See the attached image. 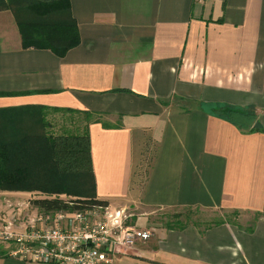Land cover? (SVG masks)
Here are the masks:
<instances>
[{
	"label": "crops",
	"instance_id": "0c3cea01",
	"mask_svg": "<svg viewBox=\"0 0 264 264\" xmlns=\"http://www.w3.org/2000/svg\"><path fill=\"white\" fill-rule=\"evenodd\" d=\"M70 9L80 43L62 57L22 48L12 13L0 11V108L72 110L57 112L75 119L64 133L89 135L97 198L136 211L134 224L151 231L113 263L264 264V0H71ZM217 105L254 108L262 130L242 131L212 113ZM146 138L154 151L139 188ZM186 207L253 219L203 232L142 219ZM0 264L47 263L3 246Z\"/></svg>",
	"mask_w": 264,
	"mask_h": 264
},
{
	"label": "trees",
	"instance_id": "16d2710c",
	"mask_svg": "<svg viewBox=\"0 0 264 264\" xmlns=\"http://www.w3.org/2000/svg\"><path fill=\"white\" fill-rule=\"evenodd\" d=\"M71 0H0V11H10L16 22L22 48L47 49L59 57L80 43ZM2 95V94H1ZM45 106L23 105L0 108V190L39 192L45 197L31 200L40 213L73 211L107 206L95 193L86 130L82 134H51ZM72 111L51 108V111ZM212 113L236 125L244 132L262 130L254 108L241 109L217 105ZM87 119L98 114L85 112ZM95 115V116H94ZM61 195H65L66 199ZM199 207L183 208L163 225L181 230L188 225L200 232L213 225L235 223L216 218L201 228L191 214ZM233 212L231 215H235ZM250 228V227H247Z\"/></svg>",
	"mask_w": 264,
	"mask_h": 264
},
{
	"label": "built area",
	"instance_id": "2783aa9c",
	"mask_svg": "<svg viewBox=\"0 0 264 264\" xmlns=\"http://www.w3.org/2000/svg\"><path fill=\"white\" fill-rule=\"evenodd\" d=\"M125 208L93 206L41 213L19 230L0 219V239L13 244L9 254L47 264H114L113 255L147 241L151 233L135 225Z\"/></svg>",
	"mask_w": 264,
	"mask_h": 264
},
{
	"label": "rangeland",
	"instance_id": "374dc122",
	"mask_svg": "<svg viewBox=\"0 0 264 264\" xmlns=\"http://www.w3.org/2000/svg\"><path fill=\"white\" fill-rule=\"evenodd\" d=\"M64 116L65 115L61 112H46V119L48 118L47 120L51 126L50 130L47 132L51 134L64 133L63 130L67 129V127L64 125V121H67L68 119V117ZM68 120L73 122L75 121V119L73 118H70ZM72 126H74V124ZM70 129L74 130L73 127ZM153 151L154 145L148 140V138H146L145 141L142 142V144L140 145V149H137L136 151V162L134 164V185L139 188L141 187V184L147 174L150 162L152 160ZM43 197H45V195L39 192L0 190V213L3 215H5L6 213L10 214L9 216L6 215L5 221L12 223V226H14V228L16 227L15 229L19 230L21 227L23 228L22 224H25L30 217L33 218L41 214L39 210L31 204V200ZM61 197L66 199L65 195H61ZM131 212L133 213L132 221L134 223L136 221V218L140 217V215L138 216L136 214V211L131 210ZM182 212H184L183 208L152 210V212L148 214L147 218L146 216H142V219L145 221V225L147 223V227H150V225L160 222L164 223L165 221L171 220L174 215ZM3 215H0V219H3ZM219 217L223 219L227 218L230 220H235L245 226H247L253 219L251 214L237 212L235 215H231L224 213L221 210L219 211L213 209L194 210L193 208V214H191L192 220L197 221L201 228L204 227L205 224L211 223L213 220ZM146 229L150 231L148 228ZM3 246H5V249L7 251H10L13 247V244L4 242L0 239V247Z\"/></svg>",
	"mask_w": 264,
	"mask_h": 264
}]
</instances>
